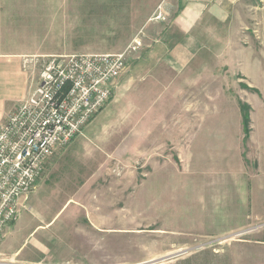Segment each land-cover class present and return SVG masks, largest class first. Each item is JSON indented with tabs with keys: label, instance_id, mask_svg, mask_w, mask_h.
I'll use <instances>...</instances> for the list:
<instances>
[{
	"label": "rangeland",
	"instance_id": "rangeland-1",
	"mask_svg": "<svg viewBox=\"0 0 264 264\" xmlns=\"http://www.w3.org/2000/svg\"><path fill=\"white\" fill-rule=\"evenodd\" d=\"M157 1L0 0V55L25 60L35 85L48 58L140 41L0 237V264H264V0L211 37L217 62L176 51L175 74Z\"/></svg>",
	"mask_w": 264,
	"mask_h": 264
},
{
	"label": "built area",
	"instance_id": "built-area-1",
	"mask_svg": "<svg viewBox=\"0 0 264 264\" xmlns=\"http://www.w3.org/2000/svg\"><path fill=\"white\" fill-rule=\"evenodd\" d=\"M155 20H164L161 13ZM140 41L112 54L48 58L31 94L0 123V237L20 217L56 150L68 146L110 101L127 56Z\"/></svg>",
	"mask_w": 264,
	"mask_h": 264
},
{
	"label": "crops",
	"instance_id": "crops-1",
	"mask_svg": "<svg viewBox=\"0 0 264 264\" xmlns=\"http://www.w3.org/2000/svg\"><path fill=\"white\" fill-rule=\"evenodd\" d=\"M244 1L158 0L157 12L161 13L164 20L158 22L157 26L159 33L167 36L169 42L162 45L170 51L163 57L169 71L175 74L182 69L180 53L175 54L176 51L183 52L182 56L191 60L199 55L201 63L206 64L208 60L217 62L220 44L212 42L211 37L231 32L229 21ZM152 18V21H159ZM174 37L181 38V41L175 42ZM214 50L217 52L215 59L211 53ZM34 87L33 73L25 60L14 55H0V123L31 94ZM262 189L259 191L264 194V186Z\"/></svg>",
	"mask_w": 264,
	"mask_h": 264
},
{
	"label": "trees",
	"instance_id": "trees-1",
	"mask_svg": "<svg viewBox=\"0 0 264 264\" xmlns=\"http://www.w3.org/2000/svg\"><path fill=\"white\" fill-rule=\"evenodd\" d=\"M239 110H240L241 118H242L244 140L246 141L250 133L249 107L239 103Z\"/></svg>",
	"mask_w": 264,
	"mask_h": 264
},
{
	"label": "water",
	"instance_id": "water-1",
	"mask_svg": "<svg viewBox=\"0 0 264 264\" xmlns=\"http://www.w3.org/2000/svg\"><path fill=\"white\" fill-rule=\"evenodd\" d=\"M153 263H155V262H153Z\"/></svg>",
	"mask_w": 264,
	"mask_h": 264
}]
</instances>
